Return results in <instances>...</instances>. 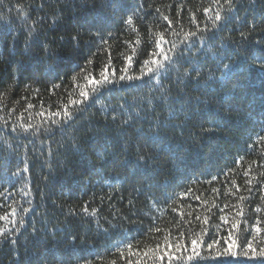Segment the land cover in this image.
I'll return each mask as SVG.
<instances>
[{
  "label": "trees",
  "instance_id": "16d2710c",
  "mask_svg": "<svg viewBox=\"0 0 264 264\" xmlns=\"http://www.w3.org/2000/svg\"><path fill=\"white\" fill-rule=\"evenodd\" d=\"M217 11L225 0H0V264H153L165 236L193 233L238 254L264 247V73L243 60L264 48V0H234L213 30ZM161 33L177 63L120 80L146 72ZM221 45L239 63L223 81L207 51ZM193 63L199 83L183 78ZM106 67L114 82L74 109ZM65 105L70 121L53 115Z\"/></svg>",
  "mask_w": 264,
  "mask_h": 264
},
{
  "label": "snow or ice",
  "instance_id": "6c2138e0",
  "mask_svg": "<svg viewBox=\"0 0 264 264\" xmlns=\"http://www.w3.org/2000/svg\"><path fill=\"white\" fill-rule=\"evenodd\" d=\"M121 0H109V6H112L114 9L119 5ZM218 2V0H217ZM225 2L229 6V12L226 14H222L220 11H217L214 15V29L216 30L217 22H222L223 24L229 23L233 17L231 16V8L234 4V0H225ZM209 9H205V12H208ZM165 20L168 19V17H164ZM132 17L129 16L126 23H131ZM252 28H255V25H252ZM196 33H186L185 34V40L190 39L191 37L196 36ZM249 34L241 33L242 40H247ZM159 38L154 42L157 49L160 51L158 53L152 54L151 59H145L143 61V65L146 66V72H142L140 76H127L124 75L120 76V80L128 79V80H142L144 76L150 75L152 77H158L160 76L161 72L164 74H167L171 67L177 63V59L175 56H169L163 49V44L167 41L164 38V35L158 34ZM73 40L76 39V37L72 38ZM204 40V37L201 36V41ZM106 43V41H104ZM257 44H259V41H256ZM192 47H195V43H193ZM221 47L225 48L224 52H220L219 54L216 51H213L211 48L207 49L209 53L216 59L217 64L220 66V80H229L232 78V76L236 73L239 67V63L236 59H230L229 58V46L227 45H221ZM176 45L172 44V49H175ZM45 51L47 52L48 49L46 48ZM171 51V49L169 50ZM203 51L201 48H196V53H200ZM183 55V53H181ZM194 55V54H193ZM129 62H131V57L127 58ZM243 60L245 62L251 61L250 66L253 68H259V70L264 73V48H261L260 55H252L251 57L244 56ZM50 71H54V69H50ZM191 73H195L194 76L191 75ZM201 67L193 63L190 67V69H186L183 73V78L191 79L197 83L200 82L201 77ZM214 77L213 75H209L207 78V81L212 80ZM75 80L76 77H73ZM86 83L82 86V90L80 91V99L79 100H71L70 104L74 109L77 111L79 110V106L85 104L86 101L89 99H96L99 97V95L102 93L103 85L113 83L114 81L109 79L108 70L107 67L100 72V79H96L95 76H92L89 78L88 76L84 77ZM205 81V83H207ZM151 103V101H149ZM31 107V105H30ZM53 115H62L63 118L67 121H70L74 118L73 111L69 110V106L65 105L63 112H57ZM115 119V117H113ZM123 124L129 123V120H125L122 122ZM31 126L25 128V131L28 130ZM158 137H153V142H157ZM74 148L76 150H79L78 145H74ZM151 159V157L146 156L144 154H140L139 151L137 153V158L135 161V166L140 167L144 166L148 163V160ZM27 211V210H25ZM87 211V209H85ZM15 213V210H13V214ZM183 215V213H181ZM199 219V217H197ZM221 219H225V217H221ZM208 218H204V223H207ZM20 223L23 224V219L20 220ZM236 225H233L235 227ZM257 231H260L259 228L256 229ZM155 231L159 232L161 229L157 228ZM204 232L207 231V229L203 230ZM181 236L184 234L181 232ZM229 236H231V233H229ZM228 238L225 237V240ZM220 244L219 240L213 239L211 242H205L203 240V235L196 236L194 233L190 237V245L187 243L180 242L179 239H177L175 242H173L170 239L169 236H165L164 246L161 250L160 244L156 245L155 249L150 250L152 255L153 264H156L157 261L160 262V264H198L201 256V251L204 248H207L209 251L215 249V256L212 257V259L216 260L217 264H233L232 258L237 257L238 255H243L249 259L253 258H259L261 260V264H264V247H261L259 251H257L255 248H253L252 243L249 242L247 244V248L251 249V256H249L248 251H244L243 253H237V251L233 250V245L235 244V241H230L227 246L223 247L222 249L220 247H216ZM129 249H131V245L127 246ZM159 252V255H156L155 253ZM122 254V253H121ZM145 257L147 258L149 253H144ZM223 257H228L229 259L225 260ZM113 264L115 262L113 261Z\"/></svg>",
  "mask_w": 264,
  "mask_h": 264
}]
</instances>
